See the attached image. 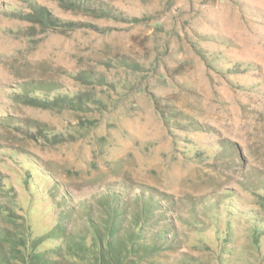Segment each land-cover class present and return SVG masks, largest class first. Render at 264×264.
<instances>
[{"label":"rangeland","instance_id":"374dc122","mask_svg":"<svg viewBox=\"0 0 264 264\" xmlns=\"http://www.w3.org/2000/svg\"><path fill=\"white\" fill-rule=\"evenodd\" d=\"M208 147L211 159L185 155ZM12 152L90 202L97 221L106 189L170 194L174 234L138 260L125 238L112 260L90 247L77 206L62 249L38 253L0 214V264H264V0H0L2 174L18 169ZM0 202L15 207L1 184Z\"/></svg>","mask_w":264,"mask_h":264},{"label":"trees","instance_id":"16d2710c","mask_svg":"<svg viewBox=\"0 0 264 264\" xmlns=\"http://www.w3.org/2000/svg\"><path fill=\"white\" fill-rule=\"evenodd\" d=\"M84 7L96 15H115L113 10L103 8L101 5L97 9L85 2ZM34 95L39 96L36 93ZM54 98L50 100L52 103L59 104V107L65 106L64 103L67 98L64 95H55ZM178 142L175 140V143ZM208 149L209 147L195 149L191 154L186 152L185 155L197 161L204 158L211 159L212 155L207 153ZM14 152L10 155L14 163L18 165V169H14L13 165L5 166L8 171L6 172L7 176L0 172V176H3H1L3 180L0 184L3 192L7 194L11 204H14L15 207H9L0 202V214L23 225L26 229L28 250L39 245L41 247L35 252L60 251L65 243V236L59 233L66 227L77 206L84 210L87 215L86 219L93 227V232L90 234L94 235L98 241V245L95 244V246L92 241L93 245L90 247L92 249L98 247L100 255L106 254V258L108 256L114 260L119 255L121 248L127 245L124 242L125 238H130L128 251L133 252L134 256L138 257L136 260L139 258L149 259L163 251L164 247H167L166 243H170V239L166 235L170 231L174 234L172 226L176 206L175 199L170 194L155 190L152 187H133L130 190L106 189V191L94 196V200L100 204V212L102 213L101 220L97 221L92 215L95 207L90 202L86 201L85 198L74 200L72 195L62 189V184L51 172L45 170L37 159L28 155L25 158L16 157ZM10 171H15L19 185L25 192V201L16 193V181L11 179ZM55 195L56 198H54ZM37 222L40 223L37 224ZM228 222L231 226V221L228 220ZM123 231L126 233L124 234ZM37 233L38 235H36ZM233 235L232 227H229L224 235L219 232L217 237L220 245L225 246L226 243L234 240ZM256 236L255 243L259 244V233ZM82 237L83 240L80 242L83 247L84 244L89 245L90 241L85 236L82 235ZM36 239L40 240L37 242L38 244L34 243ZM135 240L139 241L138 245L134 244L133 241ZM73 243L75 241L68 240L67 245L70 247ZM79 249L82 250V248ZM125 251L122 254L123 257L130 254L127 253V250ZM141 251H143V255H141ZM83 253L93 258V252L83 250ZM151 264H158V262Z\"/></svg>","mask_w":264,"mask_h":264}]
</instances>
